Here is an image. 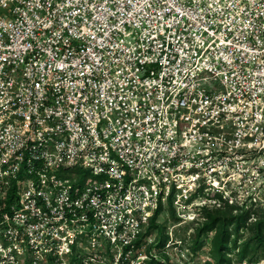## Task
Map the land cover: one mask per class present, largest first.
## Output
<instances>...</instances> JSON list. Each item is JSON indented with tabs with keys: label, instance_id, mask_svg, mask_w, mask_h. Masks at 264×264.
Masks as SVG:
<instances>
[{
	"label": "built area",
	"instance_id": "built-area-1",
	"mask_svg": "<svg viewBox=\"0 0 264 264\" xmlns=\"http://www.w3.org/2000/svg\"><path fill=\"white\" fill-rule=\"evenodd\" d=\"M263 208L264 0H0V264H157Z\"/></svg>",
	"mask_w": 264,
	"mask_h": 264
},
{
	"label": "rangeland",
	"instance_id": "rangeland-1",
	"mask_svg": "<svg viewBox=\"0 0 264 264\" xmlns=\"http://www.w3.org/2000/svg\"><path fill=\"white\" fill-rule=\"evenodd\" d=\"M214 211H219L220 214H228L229 209H224V210H212ZM263 210L262 209H256L253 211V216L255 219H251L252 216H249L246 218L245 224L238 229L237 232H235V223L234 225H230L229 230L230 233L232 234L230 238L232 239L233 237H236V244L237 246H241L244 241H247L251 236H252V230L251 226L252 224L258 219V216H261ZM242 212H233L231 210L230 216L231 217H237L241 216ZM247 214V213H245ZM161 221V226L159 227V233L163 232L164 228L168 227L169 231V226L173 224L172 222H168L169 220L165 216L160 217ZM203 224V223H202ZM201 224L199 225H185L183 227L176 228L172 231V234L175 235V241L176 240H181V250L180 252L176 251L171 252L170 248L166 249V252L162 253L157 257V260H161V263L157 264H215L211 255V238L214 234V230H210L208 232L202 233L198 239H197V247L194 249L193 241H192V235L196 233L197 231L195 230L196 228H200ZM166 231V229H165ZM190 235L187 237V235ZM174 240L171 239L173 242H168L169 240L165 241V244H172L174 243ZM254 246V242L251 243L249 250ZM187 250V251H186ZM237 250L236 249H228L227 250V256L230 257V264H264V253L262 250V247L259 248V251L256 253V256L254 258L255 262L250 263L247 260H238L237 257ZM163 256V258H162ZM157 262V261H156ZM159 262V261H158Z\"/></svg>",
	"mask_w": 264,
	"mask_h": 264
},
{
	"label": "trees",
	"instance_id": "trees-1",
	"mask_svg": "<svg viewBox=\"0 0 264 264\" xmlns=\"http://www.w3.org/2000/svg\"><path fill=\"white\" fill-rule=\"evenodd\" d=\"M262 210L261 216H258V219L251 226L252 236L247 241H244L241 246H237L236 237L230 238L232 234L230 233L229 227L235 223L234 229L237 232L245 224L248 214L244 213L235 218L230 216L231 210L228 214H220L219 211L207 212L205 214V222L201 224L200 228H196L195 230L197 232L192 235L194 249H196L198 244L197 239L202 233L214 230L211 238L210 255L215 264H230V257L226 255L228 249L237 250L238 260H247L250 263H254V258L260 247H262L264 253V208ZM151 226L154 228L158 227L153 223ZM165 241V235L163 232H160L157 238V244L154 246L155 249L162 248ZM252 242H254V246L249 250ZM152 263H154V260L151 257V261L147 262V264Z\"/></svg>",
	"mask_w": 264,
	"mask_h": 264
}]
</instances>
